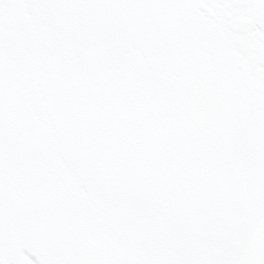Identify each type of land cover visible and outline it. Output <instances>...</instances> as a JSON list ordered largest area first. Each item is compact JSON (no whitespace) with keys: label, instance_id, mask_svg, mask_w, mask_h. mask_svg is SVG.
Wrapping results in <instances>:
<instances>
[{"label":"snow or ice","instance_id":"snow-or-ice-1","mask_svg":"<svg viewBox=\"0 0 264 264\" xmlns=\"http://www.w3.org/2000/svg\"><path fill=\"white\" fill-rule=\"evenodd\" d=\"M0 264H264V0H0Z\"/></svg>","mask_w":264,"mask_h":264}]
</instances>
